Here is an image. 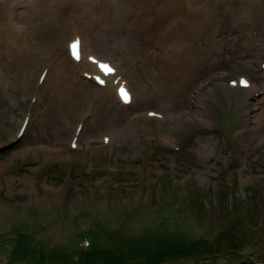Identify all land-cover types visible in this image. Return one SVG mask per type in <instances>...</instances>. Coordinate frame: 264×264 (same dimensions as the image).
Here are the masks:
<instances>
[{"label": "rangeland", "instance_id": "obj_1", "mask_svg": "<svg viewBox=\"0 0 264 264\" xmlns=\"http://www.w3.org/2000/svg\"><path fill=\"white\" fill-rule=\"evenodd\" d=\"M98 1L0 0V264H264V69L258 68L264 65V33L239 34L224 21L205 64L194 73L187 70L190 61L182 73L175 70L187 82L182 94L158 100L159 84L151 79L150 89H157L123 107L112 90L110 97H103V88L94 91L82 77L86 67L79 70L66 57L70 37L55 31L53 16L61 25L75 2ZM220 2L224 7L230 0ZM195 39L167 43V52L194 49ZM248 44L254 52H244ZM96 51L117 63L125 59L114 41ZM22 52L37 64L33 58L25 64ZM152 54L150 48L130 58ZM42 70L46 79L37 83ZM58 73L66 81L55 85ZM238 76L247 77L251 88L229 87L228 79ZM137 77L132 85L141 89ZM68 81L105 102L64 111ZM247 90L254 96L245 97ZM191 108L203 111L204 119L179 121L171 133V120ZM146 111L164 119H148ZM26 116L27 132L16 139ZM78 123L79 147L70 151ZM109 133L115 136L108 147L101 137ZM251 187L258 192L253 199ZM244 220L254 234L244 230ZM155 223L161 231L149 232ZM136 241L144 247L141 255L115 258ZM231 246L247 248L253 262L227 253Z\"/></svg>", "mask_w": 264, "mask_h": 264}, {"label": "bare ground", "instance_id": "obj_2", "mask_svg": "<svg viewBox=\"0 0 264 264\" xmlns=\"http://www.w3.org/2000/svg\"><path fill=\"white\" fill-rule=\"evenodd\" d=\"M226 4L228 5L222 7L224 4L220 2V0H100L96 2V4L93 2L87 5L77 4V2H75L72 5V16L61 21V25L57 24L55 20L57 17L53 16V21L56 24L55 29L59 28L55 30L57 33L65 35L66 39L70 37L69 40L78 38V40H80L81 58L79 59V63L77 64L68 58L69 61L73 64L80 65L78 66L79 70H81V66L86 67L87 71L82 72H88L89 74L95 70L92 63L96 61L94 58L92 63L89 64L86 62L87 64H84L81 61L85 59V57L93 56L96 57V59L109 62L115 70L114 74L107 75L109 78L108 82L104 85L103 97H110L112 87L111 80L114 77L120 76L121 79L127 82H124V84L131 93V101L126 106H132L136 98L141 99L143 96H146L148 92L157 89H150L149 81H151V79H154L158 82L157 84H159V88L156 90V93H154L158 100H171L176 94H182V90L187 85V82L174 73H176V71H178V74L182 73L185 63L189 61V65L191 66L192 64V66L187 70H190L189 72L191 73H194L195 70H199L200 66L202 67L205 64V60L203 59H205L208 51L207 49L211 47L212 38L219 36L218 33L220 27L222 28L224 25V21H230L229 25L236 27L239 34H248L254 29L257 30V35L264 33V0H230V2ZM41 14L44 16L47 14V11L42 9ZM48 20L47 18V21ZM180 20H184V23L181 24ZM59 25L61 27H59ZM214 25H217L216 27H219V30L216 33H211L212 29H214ZM11 29L15 31V28ZM136 29H138L139 32H137ZM179 30L181 31L179 32ZM194 36H197V39H195L197 42L196 48L191 49L190 46H187L175 53L167 52V43L176 40L185 43L193 39ZM19 38V36L15 37L17 43ZM110 41H114L120 45L121 54L125 58L120 63L111 60L113 59L112 57L102 58L96 53V48L99 44L108 43ZM21 44L26 46L24 42H21ZM65 47L67 50V46ZM150 48L153 50L151 57L144 59L141 57L137 59L134 57V59L130 58V56L134 54L141 55L145 52V49L147 51L150 50ZM246 48L248 49V53L254 52L249 44L243 48L244 52L247 50ZM56 54L57 52L55 53L54 51L49 54L48 57L55 56ZM19 55L25 64H30L32 62L31 58H33L34 64H37L36 59L29 52H22L19 53ZM136 72L139 76L137 78L142 84L141 89L135 88L132 85L131 77L136 74ZM45 79L46 77L44 80ZM54 81V84L57 85L61 82H65L66 77L58 73L57 80ZM84 84L90 85L87 81H85ZM68 86L69 87L65 90L61 98L64 100L63 103L66 106L64 111L66 112H78L79 109L82 110L84 106L87 103L90 104L91 101L94 104H96V101L101 104L105 102V98H99L94 92L99 89L100 86L97 87L98 85L94 86V91L92 89V93H95L94 97L88 94L86 86L82 87V91L74 88V82L71 83L68 81ZM54 89L57 91L56 87ZM244 96L253 97L254 94L251 90H247V92L244 91ZM115 97L118 105L122 106L116 94ZM260 108L261 107L256 104L255 111H258ZM100 109L102 115H108L109 112L106 111L105 108L103 109L100 107ZM180 114L178 119H172V122L168 124L171 133L174 128L178 126L179 121H191L193 119L201 121L204 119L203 111H194L192 108L188 112ZM104 117H101L102 122L105 119ZM259 117L264 120V114L262 112L259 114ZM162 125H164V123ZM130 129L133 130V127ZM80 130L82 129L80 128ZM25 131L26 127L18 138L24 135ZM109 134L110 136L106 134L101 137L102 140L103 136H109L108 147L111 143L113 144V137L115 136L114 134ZM125 134L126 133L123 132L122 137ZM1 166L2 165H0V170H2ZM161 228V224L155 223L152 227L153 230L149 232L161 231ZM113 234V237H115L117 232Z\"/></svg>", "mask_w": 264, "mask_h": 264}, {"label": "trees", "instance_id": "obj_3", "mask_svg": "<svg viewBox=\"0 0 264 264\" xmlns=\"http://www.w3.org/2000/svg\"><path fill=\"white\" fill-rule=\"evenodd\" d=\"M234 148V147H233ZM232 149V148H231ZM251 189V191H250V195H252L251 196V198L253 199V197L255 198V197H257L256 195H257V193L258 192H256V190H257V188H253V187H251L250 188ZM220 191H221V188L219 189V191L217 192V195H220ZM251 209H252V202H251V200L250 201H248L246 204H245V210L243 211V214L246 216L245 217V219L247 220V218L249 219L250 218V211H251ZM251 223H249L248 221H243V228H244V230L246 231V232H248V233H250V234H254L256 231H254V230H252V229H249L250 228V226H248V225H250ZM253 227V226H252ZM247 248H245V249H242V248H238V247H228V249H227V253H229V254H231V255H233V256H235V257H237V258H240L241 260H243L244 262H249V263H251V262H253V258L251 257V251H249V250H246ZM125 251H126V253H125ZM142 251H144V247L143 246H139V242H130V243H128V244H126L124 247H122V249L120 250V252L119 253H121L120 255H119V257H117V256H115V258H118V259H123V260H125V258L127 257V256H139V255H141L143 252Z\"/></svg>", "mask_w": 264, "mask_h": 264}, {"label": "snow or ice", "instance_id": "obj_4", "mask_svg": "<svg viewBox=\"0 0 264 264\" xmlns=\"http://www.w3.org/2000/svg\"><path fill=\"white\" fill-rule=\"evenodd\" d=\"M71 48L73 50V55L79 59V55H78V48H79V42H75L71 45ZM98 66L100 67L101 71L104 72L105 75H111L114 74V69L110 66V65H106V64H98ZM43 79V77H42ZM96 80L98 83H100L101 85H103L104 81L102 79H100L99 77H96ZM245 84V86H247L246 82H243ZM119 95L121 96V98L125 101L128 102L129 101V96L126 92V90L124 89H120L119 90Z\"/></svg>", "mask_w": 264, "mask_h": 264}]
</instances>
